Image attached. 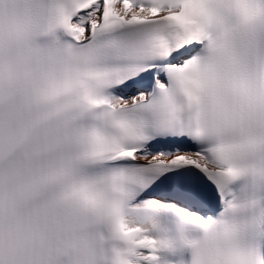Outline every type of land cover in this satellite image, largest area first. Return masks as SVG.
Returning a JSON list of instances; mask_svg holds the SVG:
<instances>
[{"label": "snow or ice", "instance_id": "1", "mask_svg": "<svg viewBox=\"0 0 264 264\" xmlns=\"http://www.w3.org/2000/svg\"><path fill=\"white\" fill-rule=\"evenodd\" d=\"M0 264H264V0H0Z\"/></svg>", "mask_w": 264, "mask_h": 264}]
</instances>
